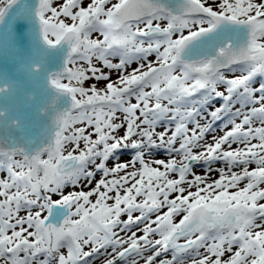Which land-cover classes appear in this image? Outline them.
Returning <instances> with one entry per match:
<instances>
[{
    "label": "snow or ice",
    "instance_id": "1",
    "mask_svg": "<svg viewBox=\"0 0 264 264\" xmlns=\"http://www.w3.org/2000/svg\"><path fill=\"white\" fill-rule=\"evenodd\" d=\"M0 55V264H264V0H0Z\"/></svg>",
    "mask_w": 264,
    "mask_h": 264
},
{
    "label": "water",
    "instance_id": "2",
    "mask_svg": "<svg viewBox=\"0 0 264 264\" xmlns=\"http://www.w3.org/2000/svg\"><path fill=\"white\" fill-rule=\"evenodd\" d=\"M4 57L2 55H0V66H2L4 64Z\"/></svg>",
    "mask_w": 264,
    "mask_h": 264
},
{
    "label": "rangeland",
    "instance_id": "3",
    "mask_svg": "<svg viewBox=\"0 0 264 264\" xmlns=\"http://www.w3.org/2000/svg\"><path fill=\"white\" fill-rule=\"evenodd\" d=\"M217 103V106H219V102H216ZM55 198V197H54Z\"/></svg>",
    "mask_w": 264,
    "mask_h": 264
}]
</instances>
